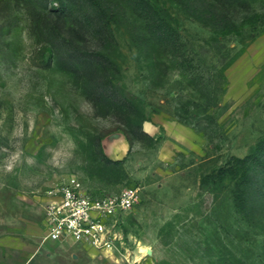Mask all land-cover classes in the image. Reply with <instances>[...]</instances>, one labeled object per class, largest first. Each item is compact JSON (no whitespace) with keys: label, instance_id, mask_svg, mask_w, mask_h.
Here are the masks:
<instances>
[{"label":"rangeland","instance_id":"rangeland-1","mask_svg":"<svg viewBox=\"0 0 264 264\" xmlns=\"http://www.w3.org/2000/svg\"><path fill=\"white\" fill-rule=\"evenodd\" d=\"M189 1L0 0V264H264V172L244 213L218 177L264 139V0ZM72 178L138 190L113 250L43 242Z\"/></svg>","mask_w":264,"mask_h":264},{"label":"built area","instance_id":"built-area-1","mask_svg":"<svg viewBox=\"0 0 264 264\" xmlns=\"http://www.w3.org/2000/svg\"><path fill=\"white\" fill-rule=\"evenodd\" d=\"M47 235L43 242H74L102 251L115 248L119 217L139 202L136 189L95 197L76 178L47 192Z\"/></svg>","mask_w":264,"mask_h":264},{"label":"trees","instance_id":"trees-1","mask_svg":"<svg viewBox=\"0 0 264 264\" xmlns=\"http://www.w3.org/2000/svg\"><path fill=\"white\" fill-rule=\"evenodd\" d=\"M21 0H15V3H19ZM59 7L55 12L63 15L70 9L68 4L63 0H57ZM235 4H240V0H232ZM193 17L202 23L204 26L216 29L223 23V12L225 4L217 0H190L187 3ZM102 31L100 25H98V33ZM97 60L99 62H107L106 56L101 53H96ZM257 168H261L264 172V139L257 145L254 152L243 160L236 159L234 163L218 173V177L224 180L232 182V195L236 208L241 212L251 211V207L254 201V197H251L249 190L252 185V179L257 173ZM211 177L206 176L204 181L209 182ZM242 213V212H241Z\"/></svg>","mask_w":264,"mask_h":264}]
</instances>
